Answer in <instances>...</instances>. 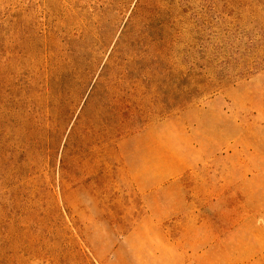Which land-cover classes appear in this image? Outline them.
<instances>
[{
	"label": "rangeland",
	"instance_id": "obj_1",
	"mask_svg": "<svg viewBox=\"0 0 264 264\" xmlns=\"http://www.w3.org/2000/svg\"><path fill=\"white\" fill-rule=\"evenodd\" d=\"M204 219L264 264V0H0V264H177Z\"/></svg>",
	"mask_w": 264,
	"mask_h": 264
},
{
	"label": "crops",
	"instance_id": "obj_2",
	"mask_svg": "<svg viewBox=\"0 0 264 264\" xmlns=\"http://www.w3.org/2000/svg\"><path fill=\"white\" fill-rule=\"evenodd\" d=\"M207 222L204 219L203 222L196 225V228L193 224L191 226L190 223H187L185 229V233L183 235H187V238L190 237V240L186 241L187 250L186 260H179L177 264H220L219 260H208L209 255L211 253L210 249L208 250V236L210 234V230L208 229ZM197 246V251H196ZM234 263V262H233ZM244 264V263H241Z\"/></svg>",
	"mask_w": 264,
	"mask_h": 264
}]
</instances>
